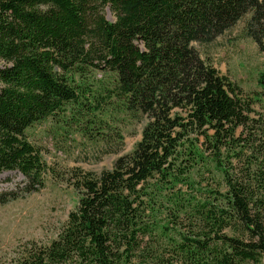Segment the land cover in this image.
<instances>
[{"label":"trees","instance_id":"obj_1","mask_svg":"<svg viewBox=\"0 0 264 264\" xmlns=\"http://www.w3.org/2000/svg\"><path fill=\"white\" fill-rule=\"evenodd\" d=\"M247 15L264 55V0H0V174L23 177L0 207L45 186L35 125L77 127L96 160L118 155L72 171L77 203L55 237L0 264H264V106L192 46ZM143 120L120 155L111 124Z\"/></svg>","mask_w":264,"mask_h":264},{"label":"rangeland","instance_id":"obj_2","mask_svg":"<svg viewBox=\"0 0 264 264\" xmlns=\"http://www.w3.org/2000/svg\"><path fill=\"white\" fill-rule=\"evenodd\" d=\"M107 20L113 15L105 9ZM242 18L233 28L208 45L193 43L200 56L212 65L222 77L239 89V97L250 103L256 111H262L264 92L257 84L264 72V55L259 53L254 42L244 34ZM90 81L103 79L94 73ZM141 123H112L123 135L124 143L120 155L129 153L140 140ZM30 141L41 149L48 167L45 186L37 193L19 198L0 207V256L9 253L26 241L47 242L54 238L68 213L77 203L74 188L69 184L72 171L81 170L99 174L111 169L118 155H107L96 160L94 147L84 141L88 137L77 127L60 126L55 121H46L27 131ZM23 181L17 172L0 174V192L15 190Z\"/></svg>","mask_w":264,"mask_h":264}]
</instances>
